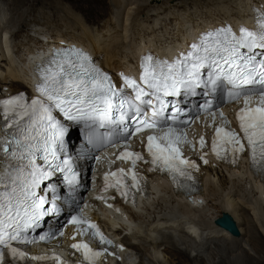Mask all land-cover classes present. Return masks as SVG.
<instances>
[{"label": "snow or ice", "instance_id": "snow-or-ice-1", "mask_svg": "<svg viewBox=\"0 0 264 264\" xmlns=\"http://www.w3.org/2000/svg\"><path fill=\"white\" fill-rule=\"evenodd\" d=\"M253 11L254 29L241 26L238 34L231 26L209 30L171 62L146 54L141 58L139 82L121 73L118 87L87 53L62 48L40 69L36 97L29 101L21 92L0 100V120L4 121L0 126V264L4 248L19 261L52 259L61 264L58 256H29L13 244L36 243L29 233L41 228L46 218L61 214V196L55 185L48 184L57 173L62 174L70 195L80 185V173L65 153L73 123H83L92 148L115 147L120 142L124 151L116 159L131 161V167L106 172L104 190L112 187L125 198L131 189L141 190L144 177L134 171L137 161L149 164L150 172L167 173L178 186L182 180L194 179L197 164L183 157L181 145L189 144L183 126L198 120L201 112L210 115L213 123L217 116L221 120L211 141V153L218 160L231 156L236 163L247 148L250 166L264 173V15ZM241 99L236 131L227 127L229 121L218 109ZM189 103L194 109L182 107ZM145 134L147 157L129 151V141L143 142ZM198 144L205 147L202 136ZM207 155L200 157L204 163ZM67 222L82 236L91 229L101 243H111L91 221L72 215ZM52 235L46 232L39 240ZM71 247L82 251L90 264L102 254L83 242Z\"/></svg>", "mask_w": 264, "mask_h": 264}, {"label": "bare ground", "instance_id": "bare-ground-1", "mask_svg": "<svg viewBox=\"0 0 264 264\" xmlns=\"http://www.w3.org/2000/svg\"><path fill=\"white\" fill-rule=\"evenodd\" d=\"M25 1L27 9L17 16L15 26L5 28L3 23L0 25V84L8 86L12 92L26 90L29 82L27 70L32 62L44 56L45 44L64 42L81 45L90 51L96 63L115 74L120 69L132 70V65L136 64L145 49L169 53L208 23L225 20L247 23L251 21L248 11L253 6L264 9V0H242L231 9L230 14L225 11L219 18L197 23L192 30L189 28L191 31L184 30L176 42L166 45L162 41L159 46L153 45L147 38L140 41L136 38V41L129 37L130 31L122 25L123 3L120 0H91L95 4L93 10L89 9L93 16L101 18L109 13L114 16L101 26L94 27L65 12L62 20L67 22V27L71 26L70 29L76 26L74 31L71 30L73 33L66 34L52 28L41 30L43 32H39V35L42 39L35 41L31 35L25 44L21 41L24 34L21 35L22 32L14 28L16 25L29 26L25 22L27 11L39 0H11L14 6ZM66 1L76 3V0ZM162 7L151 6L147 0H143L137 5V13L144 10L155 12ZM10 31L11 36H8ZM11 40H15L14 45ZM204 172L215 174L213 179L209 176V180L207 178L205 181L206 188L201 198L203 203L190 205L173 196L167 187L161 186L159 196L154 195L150 201L141 202L133 210L126 208L128 229L122 228L114 233L119 237L123 231L131 229V235L119 239L130 250V256L135 261L139 260L136 264H264V192L243 171L206 168ZM214 179H217V183H212ZM223 218H227L235 229L223 227L220 224ZM109 226L110 223L105 222L107 230H111ZM170 257H175L177 261Z\"/></svg>", "mask_w": 264, "mask_h": 264}, {"label": "rangeland", "instance_id": "rangeland-1", "mask_svg": "<svg viewBox=\"0 0 264 264\" xmlns=\"http://www.w3.org/2000/svg\"><path fill=\"white\" fill-rule=\"evenodd\" d=\"M108 1L110 2V0ZM120 1L123 3V7H125L121 8L122 25L124 28L127 26L130 31L131 34H129V37L134 38L136 41L138 39L140 41L141 38H147L154 43L153 45L158 44L161 46L160 42L162 43V41L163 43L165 41L164 44L166 45L170 44L172 41L176 42V39L182 36L184 30H190L189 28L192 30L193 25L197 23L200 24L217 17L219 18L227 11L230 14L231 9L242 0H154V2L152 0H147V4L151 6L161 5L163 7L159 11L148 12V10H144L143 13L140 14L137 13V5L143 0ZM51 2H53L54 5H50ZM24 3L26 4L27 1L14 6L11 0H0V25L3 23L2 25H4L5 28H10L13 25L15 26L17 16L27 9ZM94 5L95 4H93L91 0H76V3L66 0H39V2L35 3L27 11L25 22L28 23L29 26L21 27L20 25H16L17 27H15L14 30L17 32L21 31V35L24 34L21 41L26 44L28 36L32 35L31 37L36 41L40 38V33L51 28L55 31L61 30L66 34L73 33L71 30L74 31L76 26L70 29L71 26H69L70 28L67 27V22L62 20V16L65 12L70 15H75L79 20L85 23V25L94 27L101 26V23L109 21L110 17L114 16L112 13H109V15L106 14L101 18L93 16V12L89 9L93 10ZM131 14L132 16H130ZM127 18L129 20L125 22L124 20ZM8 36H11V31ZM12 40L11 44L14 45L15 40L14 42ZM216 180L217 179H214L212 183ZM245 247H247L250 253L254 254L247 244H245ZM175 257H170V259L177 261ZM136 261L139 262V260Z\"/></svg>", "mask_w": 264, "mask_h": 264}, {"label": "water", "instance_id": "water-1", "mask_svg": "<svg viewBox=\"0 0 264 264\" xmlns=\"http://www.w3.org/2000/svg\"><path fill=\"white\" fill-rule=\"evenodd\" d=\"M154 2V0H152ZM157 1V0H155ZM220 224L227 228V229H232L233 228V224L227 219V218H223L221 221H220Z\"/></svg>", "mask_w": 264, "mask_h": 264}]
</instances>
